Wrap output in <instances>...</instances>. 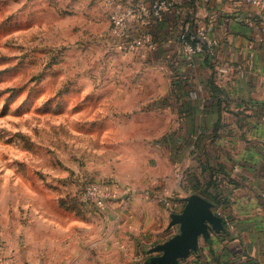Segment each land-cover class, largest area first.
<instances>
[{
	"label": "rangeland",
	"instance_id": "rangeland-1",
	"mask_svg": "<svg viewBox=\"0 0 264 264\" xmlns=\"http://www.w3.org/2000/svg\"><path fill=\"white\" fill-rule=\"evenodd\" d=\"M88 1L0 0V235L18 233L32 244L55 231L52 237L64 241L83 210L101 216L81 201L82 188L113 179L162 196L152 197L157 227L132 241L137 264H144L162 253L154 246L179 231L171 213L207 189L194 170L167 181L171 135L161 98L168 86L117 48L104 1ZM147 177L150 184L135 182ZM131 201L112 207L126 210Z\"/></svg>",
	"mask_w": 264,
	"mask_h": 264
},
{
	"label": "crops",
	"instance_id": "crops-1",
	"mask_svg": "<svg viewBox=\"0 0 264 264\" xmlns=\"http://www.w3.org/2000/svg\"><path fill=\"white\" fill-rule=\"evenodd\" d=\"M172 2L154 22V46L132 53L136 68L152 80L156 70L168 86L161 98L171 135L163 157L167 181L194 170L204 184L213 173L209 190L226 196L212 201L225 229L211 230L189 264H264V8L249 0ZM105 12L100 19L108 22ZM187 25L195 34L206 30L214 55L199 52L189 64L180 40ZM131 29L138 34L137 21ZM146 190L138 187L126 210L117 204L101 216L83 210L81 225L64 241L52 237L55 231L32 244L5 234L4 254L18 264H137L132 241L157 227L152 197L162 198Z\"/></svg>",
	"mask_w": 264,
	"mask_h": 264
},
{
	"label": "built area",
	"instance_id": "built-area-1",
	"mask_svg": "<svg viewBox=\"0 0 264 264\" xmlns=\"http://www.w3.org/2000/svg\"><path fill=\"white\" fill-rule=\"evenodd\" d=\"M108 8L111 35L119 38V50L134 52L142 48H152L155 44L153 35L154 22L173 7L172 0H103ZM264 8V0H249ZM138 22V34L132 33L131 23ZM184 55L189 64L202 51L210 55L215 53V43L204 28L193 33L187 25L180 34ZM137 189L123 185L113 179L95 180L87 183L80 191L81 201L88 203L102 214H106L116 201L123 199L127 204L133 199ZM148 194V193H147ZM128 208V207H127ZM219 214H221L219 212ZM6 238L0 235V264H18L4 254ZM28 264V263H21Z\"/></svg>",
	"mask_w": 264,
	"mask_h": 264
},
{
	"label": "water",
	"instance_id": "water-1",
	"mask_svg": "<svg viewBox=\"0 0 264 264\" xmlns=\"http://www.w3.org/2000/svg\"><path fill=\"white\" fill-rule=\"evenodd\" d=\"M214 203L205 196L193 193L185 197V205L180 212L171 213L170 224H178L179 231L152 248L159 255L150 256L144 264H181L180 259L198 251L200 239L208 240L211 230H224V221L214 211Z\"/></svg>",
	"mask_w": 264,
	"mask_h": 264
},
{
	"label": "trees",
	"instance_id": "trees-1",
	"mask_svg": "<svg viewBox=\"0 0 264 264\" xmlns=\"http://www.w3.org/2000/svg\"><path fill=\"white\" fill-rule=\"evenodd\" d=\"M214 183H216V179L214 178L213 173H211L209 181L204 183L207 190H206V192L201 193V194L205 195L206 198L213 201L215 204L220 203V202H226V196L225 195L220 196V192L216 191V188H215V192L209 190L211 185Z\"/></svg>",
	"mask_w": 264,
	"mask_h": 264
}]
</instances>
